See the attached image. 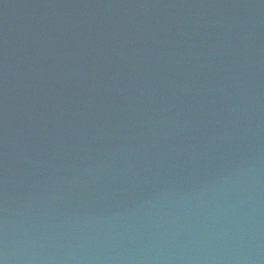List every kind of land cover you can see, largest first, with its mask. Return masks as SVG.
<instances>
[{
  "label": "water",
  "instance_id": "1",
  "mask_svg": "<svg viewBox=\"0 0 264 264\" xmlns=\"http://www.w3.org/2000/svg\"><path fill=\"white\" fill-rule=\"evenodd\" d=\"M0 264H264V0H0Z\"/></svg>",
  "mask_w": 264,
  "mask_h": 264
}]
</instances>
